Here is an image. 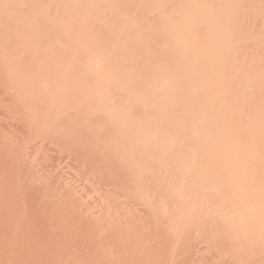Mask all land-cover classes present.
Segmentation results:
<instances>
[{
	"label": "bare ground",
	"instance_id": "bare-ground-1",
	"mask_svg": "<svg viewBox=\"0 0 264 264\" xmlns=\"http://www.w3.org/2000/svg\"><path fill=\"white\" fill-rule=\"evenodd\" d=\"M69 1L36 67L0 20V264H264V182L247 174L264 127L241 132L215 94L240 11L171 0L156 36Z\"/></svg>",
	"mask_w": 264,
	"mask_h": 264
},
{
	"label": "rangeland",
	"instance_id": "rangeland-1",
	"mask_svg": "<svg viewBox=\"0 0 264 264\" xmlns=\"http://www.w3.org/2000/svg\"><path fill=\"white\" fill-rule=\"evenodd\" d=\"M72 1L78 2L83 11L92 16V20L97 18L94 21L95 26L100 19L109 23V20L116 18V15L109 13L114 10L120 24L124 16L140 18L143 20L145 30L157 36L162 29L161 13L171 0ZM224 1L228 3L230 1L232 13L235 9L240 13H238L239 17H231L228 22L226 36L229 39L224 43V49L220 50L216 46L217 59L219 61L222 59L225 63L226 78L222 82L218 81L215 94L217 99L226 106L229 117L239 119L235 125L241 127V132L248 133L252 132L251 130L256 126L264 127V0ZM64 3L66 6L71 5L69 0H0V20L5 22L8 32L18 37L20 46L23 48L25 64L32 61L36 67V64L45 62L41 56L47 54L52 48L60 46L52 32L56 27L50 26V23L60 22L62 15L60 5ZM95 28L105 30L109 26L103 23ZM70 39L68 47L84 50L90 46L89 42L83 41V37ZM155 39L154 37L149 45L137 47L148 60L152 59L150 55L156 54L154 50L158 51ZM27 55L31 58H27ZM231 126L233 127L234 124ZM245 139H243L244 143ZM255 147L256 157L247 161L248 167L251 168L247 174L259 177V181L264 182V170H261L264 166V142L261 145L256 143ZM47 162L46 159L41 158L37 161L39 164L35 163L44 170ZM55 163L64 165L63 161L59 160H54L53 164ZM45 164V167H41ZM40 228L44 231L39 232ZM40 228L35 232L36 234L38 232L35 245L39 249V256H44L42 236L47 233V228L45 226Z\"/></svg>",
	"mask_w": 264,
	"mask_h": 264
}]
</instances>
